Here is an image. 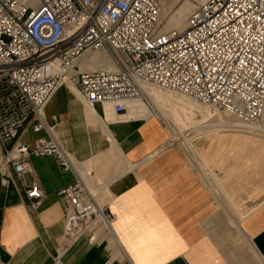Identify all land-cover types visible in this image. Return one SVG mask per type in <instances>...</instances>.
I'll use <instances>...</instances> for the list:
<instances>
[{"label":"crops","instance_id":"1","mask_svg":"<svg viewBox=\"0 0 264 264\" xmlns=\"http://www.w3.org/2000/svg\"><path fill=\"white\" fill-rule=\"evenodd\" d=\"M78 67L117 70L105 52L87 53ZM141 90L119 103L121 114L116 103L88 106L68 80L54 93L45 120L75 172L45 155L30 157L19 176L0 148L3 264H53L58 254L64 264H264V116L247 126L177 93ZM41 137L50 133L29 124L18 140L33 148ZM174 141L192 156L167 146ZM78 178L113 218L68 236L58 191ZM33 182L45 192L35 207L25 194Z\"/></svg>","mask_w":264,"mask_h":264},{"label":"built area","instance_id":"2","mask_svg":"<svg viewBox=\"0 0 264 264\" xmlns=\"http://www.w3.org/2000/svg\"><path fill=\"white\" fill-rule=\"evenodd\" d=\"M162 0H0V148L23 174L32 156H54L65 171L75 161L51 133L44 110L68 80L88 105L142 97L141 85L189 96L247 126L264 114V0H207L183 30L162 32ZM88 52H105L117 71L80 70ZM47 130L33 148L19 142L27 125ZM32 207L42 187L25 185ZM66 232L111 226L83 181L61 188ZM0 264H3L0 261ZM53 264H64L58 254Z\"/></svg>","mask_w":264,"mask_h":264},{"label":"rangeland","instance_id":"3","mask_svg":"<svg viewBox=\"0 0 264 264\" xmlns=\"http://www.w3.org/2000/svg\"><path fill=\"white\" fill-rule=\"evenodd\" d=\"M205 1L206 0H162V12H161V16H160V20H161L160 29H161V31L162 32L168 31L167 30L168 27H173V28H170V29H177V27H174L171 23H174L175 19L178 18L179 16H180L179 18H181V20H182L181 21L182 23L178 27L183 25L184 24V21H183L184 20V16H186L185 18L188 19V17L195 10V8L199 4H202ZM180 13L182 15H180ZM170 19H172L171 23H169ZM183 28H185V27H183ZM183 28H181V29H183ZM109 57L112 60V62L114 63V65L116 66L115 60L111 56H109ZM116 68H117V66H116ZM117 70H118V68H117ZM141 87H143V85H141ZM148 106H149V108H151L150 105H148ZM204 106H207V105H204ZM151 110H153V109H151ZM122 112H124V111H122ZM121 113H119V114H121ZM153 114H156L155 111L153 112ZM155 116L158 118V120L160 121L162 126L165 128V130L169 132V134H167V137H168V141H170L172 138L175 137L174 134L172 133V129H170V127L168 126V124L164 120V118H162L160 116H157V115H155ZM167 146L178 147L181 151H183V153L186 156H190V157L192 156V154L188 153L185 150L184 145L181 142H179V141H174L172 143H169V145L167 144ZM1 162H3L2 155L0 157V163ZM101 226H103V225H101Z\"/></svg>","mask_w":264,"mask_h":264},{"label":"bare ground","instance_id":"4","mask_svg":"<svg viewBox=\"0 0 264 264\" xmlns=\"http://www.w3.org/2000/svg\"><path fill=\"white\" fill-rule=\"evenodd\" d=\"M207 1V0H206ZM205 1V2H206ZM204 3V2H203ZM161 12H162V7H161ZM180 15H182L181 13H180ZM160 16H161V13H160ZM180 17V16H179ZM176 18L175 19V21H174V23H171V21H172V19H170V21H169V23H171L174 27H178L182 22V20H181V18ZM186 26H187V24H186ZM186 26H185V28H186ZM185 28H183V29H185ZM183 29H177V30H183ZM171 30V29H170ZM169 31V30H168ZM88 53H94V52H88ZM87 54V53H86ZM85 54V55H86ZM117 71V70H116ZM164 90H166V89H164ZM167 91H170V92H173V93H177V92H174V91H171V90H167ZM177 94H180V95H182V96H185V97H188V98H190V99H192V100H194V101H196L195 99H193V98H191V97H189V96H186V95H184V94H181V93H177ZM142 97H140V98H136V99H130V100H138V99H141ZM126 101H128V100H126ZM196 102H198V101H196ZM199 103V102H198ZM199 104H201V103H199ZM201 105H203V104H201ZM263 116H264V114L262 115V119H261V121H260V123H258V124H256V125H260L261 123H262V121H263Z\"/></svg>","mask_w":264,"mask_h":264}]
</instances>
